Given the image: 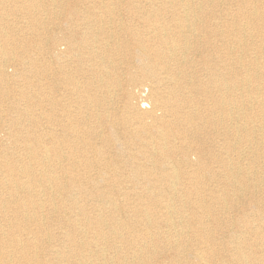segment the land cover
I'll use <instances>...</instances> for the list:
<instances>
[{"label":"bare ground","instance_id":"6f19581e","mask_svg":"<svg viewBox=\"0 0 264 264\" xmlns=\"http://www.w3.org/2000/svg\"><path fill=\"white\" fill-rule=\"evenodd\" d=\"M96 1L0 0V64L28 68L15 90L0 70V101L57 112L34 137L13 121L22 152L0 149V264H264V0ZM251 190L231 253L210 218Z\"/></svg>","mask_w":264,"mask_h":264},{"label":"rangeland","instance_id":"374dc122","mask_svg":"<svg viewBox=\"0 0 264 264\" xmlns=\"http://www.w3.org/2000/svg\"><path fill=\"white\" fill-rule=\"evenodd\" d=\"M45 1L49 2L50 0H45ZM93 3L96 4L97 1L93 0L92 4ZM53 8H55L57 10L60 9L56 3H55V5L53 3ZM42 11L43 10H39L38 15H40L42 18H44L46 25L44 23L45 26L42 29L40 28L38 30V32L42 33V35L44 37L50 38L54 34V28L56 26L57 21H54L52 19L53 18L52 16H54L53 13H49L48 11L47 12L46 11L42 12ZM8 12H10V13L8 15H6L5 18H6V20L9 21L11 26L13 24H15L19 27L26 28V26L32 24V21H31V19H29L27 13H24V12H17L16 13L14 11H8ZM40 13H42V14H40ZM43 13H45V15H47V16H45ZM30 33H32V31L27 32V34H29L28 36H31V35L33 36V34H30ZM103 34L107 35L108 33L101 31L99 34V37L101 38L103 36ZM119 35H120L119 33H116L115 36L117 37V39L119 38ZM121 35H122V33H121ZM121 38H122V36H121ZM53 46L54 45H53L51 39H49L47 42V45H45V49L47 48V50L50 51L53 48ZM32 56L38 57L39 55L36 52H34L32 54ZM5 60H7V61L0 64V70H1V72H4L5 76H7L6 79L7 80L9 79L11 87L15 86L16 84L17 85L20 83L23 84V81H24L23 73L25 72V69L26 70L28 69L26 67L27 64H20L19 62H17L14 59V57H11V56L7 57ZM116 63H117L116 67H117V69L119 68L118 69L119 71H120V69H122L125 66V64L121 61V58H119V57H117ZM4 67H5V69H4ZM29 72L32 75L31 82L33 84V87H32V90H33V89L37 88L38 83L41 81V77L38 75V72H34V71H29ZM27 74H28V72H27ZM24 76H26V75H24ZM77 79L79 81L82 80L79 77V75H77ZM13 90H15L14 87H13ZM62 91H64V88H62ZM13 92L8 93L9 96L6 95L4 100L0 101V149L1 148H9V150L11 149V151L19 154L22 152L21 150H19L22 147V144L15 142V137L10 135V131H11V127L13 129L18 128L22 124H19L18 127H15L14 125H10V123H12L13 121H21L23 123L28 124L26 126V128L28 127L27 128L28 131L34 137V135H38L40 133V131L45 130V128L51 127V122L53 121V119L50 120V118L51 117L53 118V114H55L57 112L54 109H52L51 107H48L46 110V115H43V109L40 108L39 106H36V105L29 106V100L27 99L29 97H32V100H34V99L36 100L39 97L38 95L33 94L32 96H26L27 98H25L23 96H20L19 94H14ZM50 96H52V95H50ZM62 97H63V100L65 101L66 105H68L70 108H74L72 100H70V99H72L73 97H76V95L68 94V93L64 92ZM74 99H76V98H74ZM11 113L13 114V116H11L12 115ZM24 114H33L34 118H36L35 120H37L38 123L43 122V125L38 126V125H35L33 120H31V119H23V118H26L25 116H23ZM43 116H44V119H42ZM44 122H46L45 125H44ZM47 145L52 146V144L49 142ZM120 175L121 174H119V176H115L117 180L113 178V175H112V177L110 174L104 175L103 185L107 186L111 182L112 184H114L118 188L121 187V190L124 189L123 188L124 186L125 187L133 186L132 183L125 181V177H126L125 175L126 174L123 176H120ZM121 178H122V180H121ZM62 180H63V182L66 181V178L63 175H62ZM202 186H214V189L216 191L223 188L222 185H220L218 183V181H214V180L208 181L207 184H202ZM253 195H254V193L252 190L248 191L246 194V198L244 200H241V198H239L236 201L237 204L228 205V206H226L227 208L225 207L222 209L216 208L217 211H216L215 215L217 214L218 218L222 217L220 220L217 219V217L215 215H212L210 218L209 226L211 228L213 227L212 231H214L213 233H215V235L217 237V242H220L222 247H225L227 245V249L231 253H232V251H231V245H232L231 235H233V232L236 233L237 229L240 228V225L237 223V219L240 216V214L241 213L250 214V212H251V214H250V216H251L254 213L255 219H253L254 217H252V216L250 217V219L255 221V222L257 221L256 216H255L256 210H255L254 202H252L253 197H254ZM129 201L134 202V198H131ZM225 209H226V211H225ZM190 212H191V210L189 209V213ZM238 212H239V214H237ZM231 214H233V215H231ZM176 219H177V221H179L178 217ZM58 226H59V224H56L53 226L54 229H52V232H55L54 233L55 235H58V231L60 230ZM160 226L163 228H166L165 223H163V222L160 223ZM230 227H232V229ZM178 229H181V226H179ZM163 254L169 255L171 258H174L176 255L173 252V250H171L168 246H166L165 249L163 248ZM157 259H158V261L161 260V254L159 255V257ZM231 264H236V263H231Z\"/></svg>","mask_w":264,"mask_h":264}]
</instances>
